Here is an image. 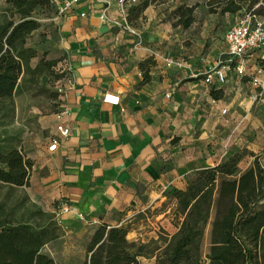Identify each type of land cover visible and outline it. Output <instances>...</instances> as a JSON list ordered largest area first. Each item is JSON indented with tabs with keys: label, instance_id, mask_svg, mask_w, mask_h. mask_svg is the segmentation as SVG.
I'll list each match as a JSON object with an SVG mask.
<instances>
[{
	"label": "crops",
	"instance_id": "crops-1",
	"mask_svg": "<svg viewBox=\"0 0 264 264\" xmlns=\"http://www.w3.org/2000/svg\"><path fill=\"white\" fill-rule=\"evenodd\" d=\"M123 10L119 0L86 1L60 19L65 64L71 68L61 106L37 120L45 137L31 141V148L21 139L32 168L29 185L17 189L38 211L54 216L62 230L57 240L81 242L73 264L84 261L85 244L100 224L127 227L131 241L133 223L164 216L174 225L171 239L178 228L170 195L184 190L196 171L221 161L210 164L191 146L204 143L211 131L220 135L217 127L235 120V102L226 98L242 92L204 82L201 74L210 62L195 64V44L187 47L177 39L180 27L173 26L163 5L149 6L140 18L146 23L137 28L128 26ZM171 45L185 49L193 62L182 69L167 67ZM108 93L118 95L121 104L104 103ZM59 124L69 129L68 136H60ZM55 138L57 149L49 151ZM166 201L174 204L172 211ZM63 203L76 212L62 213ZM65 253L53 249L50 254L58 264H70L61 260L71 256Z\"/></svg>",
	"mask_w": 264,
	"mask_h": 264
},
{
	"label": "trees",
	"instance_id": "trees-1",
	"mask_svg": "<svg viewBox=\"0 0 264 264\" xmlns=\"http://www.w3.org/2000/svg\"><path fill=\"white\" fill-rule=\"evenodd\" d=\"M160 1L139 0L138 4L130 5L128 20L131 16L140 19L149 6L159 5ZM0 2L18 17L0 20V112L5 113L18 92L25 66L35 56L34 50L26 47L27 37L41 26L34 10L55 6L51 0ZM197 7L196 4L177 7L173 26L189 29ZM207 7L212 14L237 15L244 11L252 18L264 20V0H208ZM255 56L264 71L261 52ZM47 64L51 67L55 62ZM63 78L64 85L69 74ZM147 80L145 73L144 81ZM238 164V155L222 159L196 171L184 190L172 192L170 198L176 202L174 224L178 230L163 248L151 249L148 244L129 241L127 227L100 224L85 244L86 256L81 264H141V257H154L156 264H264V166L257 159L245 170H240ZM31 168L32 163L23 154L21 139L1 136L0 184L15 189L28 186ZM34 215L40 216L44 223L11 221L0 208V264H58L43 250L61 237L62 230L53 215L41 211ZM209 226L210 246L205 261L201 245Z\"/></svg>",
	"mask_w": 264,
	"mask_h": 264
},
{
	"label": "rangeland",
	"instance_id": "rangeland-1",
	"mask_svg": "<svg viewBox=\"0 0 264 264\" xmlns=\"http://www.w3.org/2000/svg\"><path fill=\"white\" fill-rule=\"evenodd\" d=\"M190 2L198 5L194 13L195 21L189 29L180 27L175 34L180 42L187 44V47L191 41L195 44L192 52L195 53V60H198L194 61L196 65L201 64L203 60L210 62L206 72L221 66L223 60L228 59L224 36L232 26L241 21H248L252 24L260 22L264 25V20L252 18L244 11L237 15L223 16L210 13L207 0H190ZM138 3L139 1L130 0L129 3L122 5L125 22L134 28L141 27L146 23L133 18L134 16H131L130 20L127 18L130 5ZM159 5L166 8L169 12V19L175 22L173 12L180 5L176 4L175 0H161ZM34 17L41 26L27 37L26 47L34 50L35 56L24 68V73L19 81L20 87L13 103L7 105L8 111L0 112V137L3 135L19 137L22 141L28 142V148L34 146L31 141L46 136V132H43L37 125V120L47 119L59 110L64 92L63 80L65 78L63 76L68 73L66 64L63 62L65 54L64 48H62L63 34L60 31V19H58L56 8L52 6L49 8L38 7L34 10ZM5 18L8 20L18 19L17 15L8 10V6L4 2H0V20ZM169 48L174 54L170 58L181 64V66L174 67L175 69H182L186 64L193 62L194 58L183 54L185 49L176 47V45H171ZM257 58L255 56L251 58L252 62L249 64L247 62L248 75L246 76L242 77L230 69L227 82L223 85L224 88L230 90H236L239 87L242 90L239 95L232 91L226 98V100L230 99L235 102V120L230 121L225 129L217 127V130L220 129V135H214L211 131L208 133L210 137H207L204 143H196L191 146L195 149V153L199 154L204 161L207 158L210 164L238 155L240 170L247 169L255 159L264 166V89L256 88L252 81V77L259 68ZM52 62H55V65L48 67L47 63ZM231 73L241 78V85L237 79L231 78ZM201 77L203 78L202 75ZM4 114H7L6 117ZM226 119L228 121V118ZM166 206L172 211L174 204L168 202ZM0 208H2L3 215L9 216L10 220L14 222L29 221L34 224L43 222L40 216L34 215L38 209L27 201L26 193L22 189L0 184ZM148 218L149 221L140 222L138 226L133 223L129 239L135 243L148 244L151 249L156 246L163 247L170 235L174 233L171 218H164V216L156 217L154 220L151 219V216ZM209 246V232L206 231L201 245V256L205 261ZM53 249L57 252H64V254L71 252L70 257L61 255V260L73 264L75 255H78L83 246L76 238H63L48 244L43 251L51 256L50 253L53 252ZM139 260L141 264H156L154 257H141ZM56 262L58 261L56 260Z\"/></svg>",
	"mask_w": 264,
	"mask_h": 264
},
{
	"label": "built area",
	"instance_id": "built-area-1",
	"mask_svg": "<svg viewBox=\"0 0 264 264\" xmlns=\"http://www.w3.org/2000/svg\"><path fill=\"white\" fill-rule=\"evenodd\" d=\"M95 2V0H51L55 6L58 19H61L71 9L83 4L84 2ZM123 5L125 0H119ZM86 14H82L85 16ZM123 15L125 12L123 10ZM224 41L227 46L228 59L223 60L222 65L202 73L204 81L207 85L214 87H221L227 82L228 71L232 69L240 76L248 75L247 62L255 57L257 52H261L264 57V25L260 22L251 23L248 21H241L232 26L225 34ZM167 67H178L180 63L170 57L164 58ZM68 73H71V68H66ZM256 74L252 77L253 84L256 88L264 89V71L259 67ZM103 102L112 106H119L121 98L118 95L108 93L104 96ZM57 132L61 137H66L69 134V129L62 124L57 125ZM59 139L55 138L49 146V151L57 149ZM76 212L68 203H63L61 212Z\"/></svg>",
	"mask_w": 264,
	"mask_h": 264
}]
</instances>
